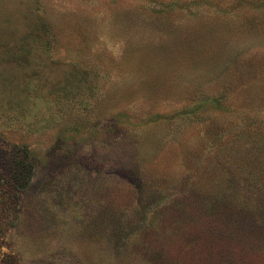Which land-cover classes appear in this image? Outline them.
<instances>
[{
	"label": "rangeland",
	"instance_id": "obj_1",
	"mask_svg": "<svg viewBox=\"0 0 264 264\" xmlns=\"http://www.w3.org/2000/svg\"><path fill=\"white\" fill-rule=\"evenodd\" d=\"M0 264H264V0H0Z\"/></svg>",
	"mask_w": 264,
	"mask_h": 264
}]
</instances>
